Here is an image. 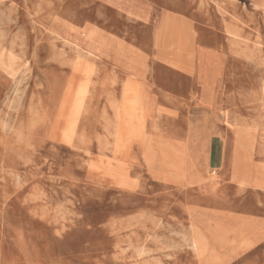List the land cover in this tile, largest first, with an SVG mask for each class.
<instances>
[{
	"label": "rangeland",
	"instance_id": "rangeland-1",
	"mask_svg": "<svg viewBox=\"0 0 264 264\" xmlns=\"http://www.w3.org/2000/svg\"><path fill=\"white\" fill-rule=\"evenodd\" d=\"M0 29V264H264V0H0Z\"/></svg>",
	"mask_w": 264,
	"mask_h": 264
},
{
	"label": "bare ground",
	"instance_id": "bare-ground-1",
	"mask_svg": "<svg viewBox=\"0 0 264 264\" xmlns=\"http://www.w3.org/2000/svg\"><path fill=\"white\" fill-rule=\"evenodd\" d=\"M86 34H87V39H88V42H89L88 49L91 52V54L93 53L94 50H105V49H108L109 48L110 43L107 40H104L102 38V36H100V34H98V32L95 31L94 29L89 30ZM0 48H2V47H0ZM0 67L5 68V69H10L11 64H8L6 62L0 61ZM2 71L4 72L5 70H2ZM85 71L86 70H84V72ZM74 75L75 74H73V76ZM79 80H81V79H79ZM16 82H17V80H16ZM71 82H72V80H71ZM77 88H79V87H77ZM86 92L87 91H85V89L83 87H81L79 89V91L77 92V96H76L77 101L75 103V106H74V109H73V112H72V116H71V121H70V124H69V128L65 132V138L67 140H69L68 136L69 135H72L74 133L75 125H76V121H77V117L79 116L80 109H81V104H82L81 100L85 96V93ZM86 95H87V93H86ZM144 98H145V96L142 93V90L140 89V86L138 85V83H130V82L127 81L124 84L123 91H122L121 103H120L119 107L117 108V111H118L119 116L121 117V121H122V123L120 125L121 127H120L119 130H121V129H127L128 132L131 134V136H133V137L134 136L135 137H140V134L143 131L144 126H145V116H146V111H147V109H146V103H145V99ZM71 104H72V102H71ZM56 117H57V115H56ZM119 132H117V133H119ZM241 184L244 185V184H246V182L245 181H242ZM193 247L196 250V252H200L202 254V251L203 250H202L201 244L199 242L194 241Z\"/></svg>",
	"mask_w": 264,
	"mask_h": 264
},
{
	"label": "crops",
	"instance_id": "crops-1",
	"mask_svg": "<svg viewBox=\"0 0 264 264\" xmlns=\"http://www.w3.org/2000/svg\"><path fill=\"white\" fill-rule=\"evenodd\" d=\"M0 34H8V33L6 31L0 29ZM52 34H66V33L54 31ZM195 34H198V32H195ZM208 34H241V33L240 32L236 33L235 30L230 25H224L223 30L218 31L215 28H212V30H210L208 32ZM203 60L200 61V63H202ZM206 63L208 66V68H207L208 79L210 80V78L213 77V78L217 79V81H222L223 78L222 79L220 78L221 75H219V73L217 72L216 64L214 63V61L213 60H211L210 62L206 61ZM216 83L217 82L214 83L211 90L208 89V92L206 94L208 96L207 97L203 96V97L206 98L211 110H213V109L214 110H218V109L222 110L224 113H226V115L229 116V120H230L231 125L232 126L235 125L237 127L239 126V128L241 129L242 125L246 123V119L244 118L245 120H243V119H241V116L238 118L235 116V113L233 111V105H232V102H233L232 99L233 98L230 95L225 96L226 98L220 99L219 94L223 90L222 89L223 84L220 82L217 84Z\"/></svg>",
	"mask_w": 264,
	"mask_h": 264
}]
</instances>
